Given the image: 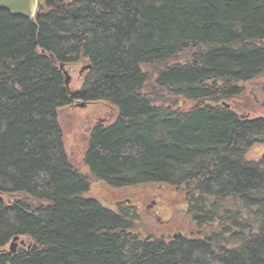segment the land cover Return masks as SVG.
<instances>
[{
    "label": "trees",
    "instance_id": "trees-1",
    "mask_svg": "<svg viewBox=\"0 0 264 264\" xmlns=\"http://www.w3.org/2000/svg\"><path fill=\"white\" fill-rule=\"evenodd\" d=\"M41 1L35 20L0 10V264H264V157L244 158L264 120L241 116L264 107V0ZM61 63L91 65L78 89ZM78 100L118 111L90 174L181 189L189 235L144 238L135 208L88 195L60 119Z\"/></svg>",
    "mask_w": 264,
    "mask_h": 264
},
{
    "label": "rangeland",
    "instance_id": "rangeland-1",
    "mask_svg": "<svg viewBox=\"0 0 264 264\" xmlns=\"http://www.w3.org/2000/svg\"><path fill=\"white\" fill-rule=\"evenodd\" d=\"M80 68L66 66L72 75L70 90L78 89L81 86L83 76L79 75ZM254 89L261 98H264L262 86L254 85ZM81 103L82 100L77 101L76 105L65 108L60 119L64 130L65 147L71 161L77 169L90 174L84 163L85 151L89 142V131L102 118L107 117L110 120L116 118L118 111L103 101L91 103L85 101L86 104L83 106ZM244 114L249 115V117L264 115V107L261 103H255L251 112ZM259 151L263 152L264 146H255V152L251 155L258 158ZM89 179L92 182L88 195L96 197L104 205L117 209L116 204L121 201L125 202L128 198L132 200V204L137 205L140 211L137 229L138 231L140 229L141 234L147 236L152 233L163 235L166 238L174 237L177 234L187 236L193 228L187 219L185 193L176 186L155 183L136 188H115L105 182L97 181L91 174ZM157 214L161 217L158 218Z\"/></svg>",
    "mask_w": 264,
    "mask_h": 264
},
{
    "label": "water",
    "instance_id": "water-1",
    "mask_svg": "<svg viewBox=\"0 0 264 264\" xmlns=\"http://www.w3.org/2000/svg\"><path fill=\"white\" fill-rule=\"evenodd\" d=\"M0 10H6L13 16H22L35 20L36 16H38L42 11L49 12L50 9L47 8L41 0H0ZM51 58L54 59L53 54H51ZM60 68L65 75L66 87L70 90L72 75L66 69V65L64 63L60 64ZM90 68V64L83 66L80 70V74ZM85 104V101H82L81 105L83 106ZM225 104L230 106L228 103ZM19 244H25V240L21 239L20 236H15L10 242L9 249L11 251H16Z\"/></svg>",
    "mask_w": 264,
    "mask_h": 264
},
{
    "label": "flooded vegetation",
    "instance_id": "flooded-vegetation-1",
    "mask_svg": "<svg viewBox=\"0 0 264 264\" xmlns=\"http://www.w3.org/2000/svg\"><path fill=\"white\" fill-rule=\"evenodd\" d=\"M79 74H80V73H79ZM78 101H79V100H78ZM76 102H77V101H76ZM76 102H75L73 105H76ZM86 102H87V101H86ZM91 102H95V101H90L89 103H91ZM241 116H242L243 118L248 117V116H246V114H241ZM116 118H117V116H116ZM116 118L110 120V119H108V118L106 117V118H102V119L98 120L97 123L94 124V125L92 126L91 130L89 131V132H90L89 136L91 135L92 131H93L96 127H98V126H105V125L111 124ZM255 118H262V119L264 120V115H261V116H254V119H255ZM255 146H257V145H254L253 143L250 144L249 147L247 148L246 153L244 154V158H245V160H246L248 166L250 167V169H253L254 162H256V160H260V159H262V158L264 157V151H263V152H260V151H259V152H260V155H258V156H259L258 158H256V157H254V156L251 155V154H253V152H255ZM259 146H264V144L259 145ZM131 201H132V200L128 198L127 200H125V202H123V201L118 202V203L116 204V205H117V209H115V210L120 211L121 208H128V207H130V208H135V209L138 211V216H140V211L138 210L137 205H136V204H132ZM186 204H187V206H186V211H187L188 203L186 202ZM157 216H158V218L161 217V216H159L158 214H157ZM139 221H140V217H138V219L136 220V226L139 225V224H138ZM138 233H139L140 235H144V234H141L140 229H139ZM150 234H151V235H156V234H152V233H150ZM150 234H148L147 236L144 235L143 237H144V238H149V237H151ZM180 235H181V234H177V235H175L174 237H169V238H166V237L163 236V235H158V236H156V237H163V238H165V239H167V240H172V239H174V238L179 237Z\"/></svg>",
    "mask_w": 264,
    "mask_h": 264
}]
</instances>
